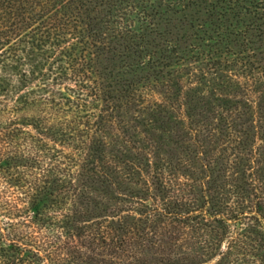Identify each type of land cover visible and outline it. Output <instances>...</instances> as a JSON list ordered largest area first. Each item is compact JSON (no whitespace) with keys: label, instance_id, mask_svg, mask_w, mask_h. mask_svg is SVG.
I'll use <instances>...</instances> for the list:
<instances>
[{"label":"trees","instance_id":"16d2710c","mask_svg":"<svg viewBox=\"0 0 264 264\" xmlns=\"http://www.w3.org/2000/svg\"><path fill=\"white\" fill-rule=\"evenodd\" d=\"M187 68L226 78L221 93L196 98L201 111L200 91L190 103L183 92ZM0 92L16 110L63 106L59 135L104 175V159L126 174L142 162L152 182L144 160L157 157L147 146L157 132L202 156L222 141L232 164L264 165V0H0ZM110 131L134 146L115 149Z\"/></svg>","mask_w":264,"mask_h":264},{"label":"rangeland","instance_id":"374dc122","mask_svg":"<svg viewBox=\"0 0 264 264\" xmlns=\"http://www.w3.org/2000/svg\"><path fill=\"white\" fill-rule=\"evenodd\" d=\"M188 72L183 92L190 103L200 91L195 110L196 98L225 90L224 74ZM41 102L0 104V264H264V165L232 164L222 141L205 144L202 156L157 132L147 143L157 157L144 160L152 182L142 162L126 174L104 159V175L59 135L63 106ZM182 119L179 129L197 121ZM116 140L117 150L134 146L110 131Z\"/></svg>","mask_w":264,"mask_h":264}]
</instances>
